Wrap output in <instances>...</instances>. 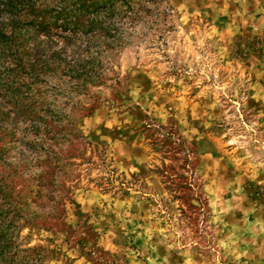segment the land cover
I'll return each instance as SVG.
<instances>
[{
	"label": "rangeland",
	"instance_id": "rangeland-1",
	"mask_svg": "<svg viewBox=\"0 0 264 264\" xmlns=\"http://www.w3.org/2000/svg\"><path fill=\"white\" fill-rule=\"evenodd\" d=\"M127 3L101 83L51 106L83 136L57 178L62 223L28 220L38 162L0 97V210L22 214L16 242L46 264H264V0ZM20 15L26 78L48 51Z\"/></svg>",
	"mask_w": 264,
	"mask_h": 264
},
{
	"label": "trees",
	"instance_id": "trees-1",
	"mask_svg": "<svg viewBox=\"0 0 264 264\" xmlns=\"http://www.w3.org/2000/svg\"><path fill=\"white\" fill-rule=\"evenodd\" d=\"M35 1L0 0V97L13 103L7 112L13 111L16 116L10 122V133L20 131L32 136L26 141L27 150L38 162L39 171L32 177L29 199L38 211H33L28 220L46 227L52 221L62 223V184L57 178L64 156L73 155L83 139L75 123L65 121L51 106L60 96L67 106L74 95L85 93L87 85L101 83L105 76L103 61L123 44V25L117 23L122 18H134L131 16L136 13L134 7H119L130 0H58L48 11L32 8ZM23 11L30 15L23 22L32 28L33 39L44 34L48 51L43 57L35 53L26 78L22 77L24 65L14 42L20 34ZM41 41L35 46L39 47ZM53 77L56 84L47 80ZM22 218L14 208L0 210V264H46L43 247L22 248L16 242Z\"/></svg>",
	"mask_w": 264,
	"mask_h": 264
}]
</instances>
